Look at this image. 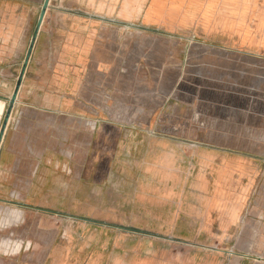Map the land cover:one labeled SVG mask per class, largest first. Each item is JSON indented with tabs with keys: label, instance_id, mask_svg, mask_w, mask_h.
Segmentation results:
<instances>
[{
	"label": "rangeland",
	"instance_id": "374dc122",
	"mask_svg": "<svg viewBox=\"0 0 264 264\" xmlns=\"http://www.w3.org/2000/svg\"><path fill=\"white\" fill-rule=\"evenodd\" d=\"M143 16L118 28L163 30ZM176 42L164 62L147 61L146 46L136 62L123 56L92 86L108 109L155 108L152 128L119 118L122 129L92 133L60 165L53 196L51 182L48 195L0 196V264H264L261 59L209 38Z\"/></svg>",
	"mask_w": 264,
	"mask_h": 264
},
{
	"label": "crops",
	"instance_id": "0c3cea01",
	"mask_svg": "<svg viewBox=\"0 0 264 264\" xmlns=\"http://www.w3.org/2000/svg\"><path fill=\"white\" fill-rule=\"evenodd\" d=\"M43 3L0 0V113L14 91ZM75 4L89 7H70ZM141 11L146 25L163 30L140 39L139 31L124 34L118 28L119 22L134 20ZM125 35L131 50L120 56ZM180 37L209 38L228 52L261 59L264 90V0H50L0 144V196L48 195V182L53 196L60 165L74 164L76 149L90 147L92 133L107 126L122 129L119 118L147 117L152 128L155 108L141 104L131 112L108 109L106 90L92 86L107 80L109 68L117 75L123 56L128 63L140 60L145 46L154 51L147 61L164 62L165 54L177 52ZM261 96L264 106V93ZM93 100L99 101V108ZM261 128L264 134V124Z\"/></svg>",
	"mask_w": 264,
	"mask_h": 264
},
{
	"label": "water",
	"instance_id": "95a60500",
	"mask_svg": "<svg viewBox=\"0 0 264 264\" xmlns=\"http://www.w3.org/2000/svg\"><path fill=\"white\" fill-rule=\"evenodd\" d=\"M49 4H50V0H44L43 6H42V9L40 12L39 20H38V23L36 25L34 34L32 36V39H31L27 54L25 56L23 66H22L20 75L18 77L17 83L15 85L14 91H13L11 97L7 98L6 101L3 102L4 103L3 111L0 113V144H1V141L3 139V135L5 133V130L7 128L12 109H13L16 101H17L18 94H19V91H20V88H21V85L23 82V78L25 76V73H26V70H27V67H28V64H29V61H30L36 40H37V37H38V34H39L40 29H41L42 23L44 21V18H45L47 9L49 7Z\"/></svg>",
	"mask_w": 264,
	"mask_h": 264
}]
</instances>
